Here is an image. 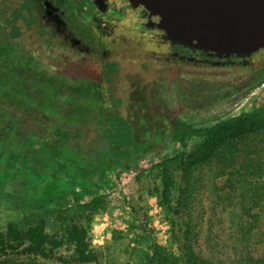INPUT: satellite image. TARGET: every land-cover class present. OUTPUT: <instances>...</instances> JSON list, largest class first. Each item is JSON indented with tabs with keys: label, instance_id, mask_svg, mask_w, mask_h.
<instances>
[{
	"label": "rangeland",
	"instance_id": "obj_1",
	"mask_svg": "<svg viewBox=\"0 0 264 264\" xmlns=\"http://www.w3.org/2000/svg\"><path fill=\"white\" fill-rule=\"evenodd\" d=\"M5 24L0 15V233L41 225L64 245L49 246L45 259L11 239L2 259L153 264V248L169 264H192L191 255L201 264L264 259V201L254 222L253 177L226 168L264 142V51L255 69L216 79L143 69L136 58L108 80L56 60L29 34L14 39ZM111 92L122 99L116 108ZM116 112L145 150L134 151V180L116 166L101 185L94 167L112 159L107 119ZM73 227L88 230L96 262L76 260Z\"/></svg>",
	"mask_w": 264,
	"mask_h": 264
},
{
	"label": "flooded vegetation",
	"instance_id": "obj_2",
	"mask_svg": "<svg viewBox=\"0 0 264 264\" xmlns=\"http://www.w3.org/2000/svg\"><path fill=\"white\" fill-rule=\"evenodd\" d=\"M0 15L6 26V20L13 23L10 33L19 29L16 39L29 34L56 60L108 80L120 73L124 59L197 79L257 66L255 54L207 51L169 33L142 0H9L1 3Z\"/></svg>",
	"mask_w": 264,
	"mask_h": 264
},
{
	"label": "trees",
	"instance_id": "obj_3",
	"mask_svg": "<svg viewBox=\"0 0 264 264\" xmlns=\"http://www.w3.org/2000/svg\"><path fill=\"white\" fill-rule=\"evenodd\" d=\"M9 0H0L1 3L7 4ZM8 19V17H7ZM7 27L11 28L13 23L6 20ZM19 29L15 26L12 29L11 36L16 39L19 36ZM264 51L253 53L255 55ZM262 82V81H261ZM111 98L114 103L115 108L122 103V99L117 98L116 95L111 92ZM108 122V142L111 148L112 159L103 160L99 162L94 167L95 177L101 185H106L108 183V177L110 171L113 167L119 166L121 171H127L133 169V155L134 151L143 152L145 148L143 147L141 141L136 137L133 124L123 115L116 112L112 114L107 119ZM261 123L258 121L257 125ZM174 135H177V132L174 131ZM264 145V142L260 144L257 143L256 150L253 154L239 153L233 156L229 161V166L226 168L234 167L233 171L240 173L242 177L248 179L253 177L251 188L249 190L250 195L248 198L252 200L254 207V222L258 221V211L260 209V204L264 201V153L261 150V146ZM240 164L239 166H237ZM163 200L166 204L169 203L172 187L174 185L173 178L168 171H164L163 178ZM247 198V196H245ZM169 209H172L170 204ZM69 237L75 245V258L80 263H93L98 260L97 254L92 245L91 236L86 229L79 227H73L69 230ZM11 239H14L17 242V246L27 247L24 250L27 254L33 253L38 254V256L45 259L50 258L47 248L50 246V250H56L64 245V241L58 239H52L49 234L46 232L45 228L41 225L34 226L25 231H19L12 224L9 225V230L7 234L0 233V264H25V263H16L12 259H2L4 252L9 249V242ZM153 264H169L163 257L159 255V252L156 248H153ZM188 262L192 264H201L199 259L196 256L191 255L188 258ZM205 264V263H204ZM233 264H264V259L258 258L251 262H246L239 260Z\"/></svg>",
	"mask_w": 264,
	"mask_h": 264
},
{
	"label": "water",
	"instance_id": "obj_4",
	"mask_svg": "<svg viewBox=\"0 0 264 264\" xmlns=\"http://www.w3.org/2000/svg\"><path fill=\"white\" fill-rule=\"evenodd\" d=\"M159 26L215 52L264 49V0H142Z\"/></svg>",
	"mask_w": 264,
	"mask_h": 264
},
{
	"label": "built area",
	"instance_id": "obj_5",
	"mask_svg": "<svg viewBox=\"0 0 264 264\" xmlns=\"http://www.w3.org/2000/svg\"><path fill=\"white\" fill-rule=\"evenodd\" d=\"M136 175H137V172L134 169L123 171L122 179L123 181H126V180L132 181L135 179Z\"/></svg>",
	"mask_w": 264,
	"mask_h": 264
}]
</instances>
